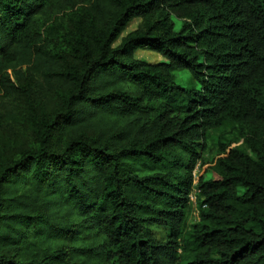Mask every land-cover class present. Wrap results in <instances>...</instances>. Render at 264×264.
<instances>
[{"label":"trees","instance_id":"trees-1","mask_svg":"<svg viewBox=\"0 0 264 264\" xmlns=\"http://www.w3.org/2000/svg\"><path fill=\"white\" fill-rule=\"evenodd\" d=\"M0 96V264H264V0H0Z\"/></svg>","mask_w":264,"mask_h":264},{"label":"rangeland","instance_id":"rangeland-1","mask_svg":"<svg viewBox=\"0 0 264 264\" xmlns=\"http://www.w3.org/2000/svg\"><path fill=\"white\" fill-rule=\"evenodd\" d=\"M175 21L177 24V27H179L181 25V20H179L178 18L175 17ZM142 25V20L141 19H135L133 20L129 26L127 27V29L124 31L123 35L127 34L128 32L140 27ZM136 56L138 58H142L144 60L150 61V62H159L164 60V57L162 55H160L157 52L151 51V50H138L136 53ZM176 76H177V82L182 85V86H186V87H191L192 86V81H191V77L190 75L186 72V71H180V72H175ZM17 99L16 98H11V103L14 104L15 101ZM0 102H1V96H0ZM18 103V100H17ZM229 133V138L231 140L234 141V143L236 145H242V139H238L237 134L232 132V130H230L229 132H227V134ZM232 133V134H230ZM214 141H217V137L215 138ZM210 148L214 147L213 146V141L209 142ZM212 156V155H211ZM207 167H204L203 169H201V172H205ZM205 177L206 179H210L211 177H213V174L211 171H206L205 172ZM195 216L193 215V217H191V221H193L195 218Z\"/></svg>","mask_w":264,"mask_h":264},{"label":"built area","instance_id":"built-area-1","mask_svg":"<svg viewBox=\"0 0 264 264\" xmlns=\"http://www.w3.org/2000/svg\"><path fill=\"white\" fill-rule=\"evenodd\" d=\"M193 200H195V197L193 196Z\"/></svg>","mask_w":264,"mask_h":264}]
</instances>
